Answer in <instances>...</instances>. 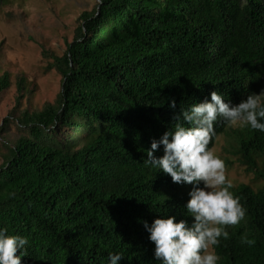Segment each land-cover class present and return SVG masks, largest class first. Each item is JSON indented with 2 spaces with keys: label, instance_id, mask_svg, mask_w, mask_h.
Returning a JSON list of instances; mask_svg holds the SVG:
<instances>
[{
  "label": "trees",
  "instance_id": "trees-1",
  "mask_svg": "<svg viewBox=\"0 0 264 264\" xmlns=\"http://www.w3.org/2000/svg\"><path fill=\"white\" fill-rule=\"evenodd\" d=\"M79 20L53 55L56 99L25 109L24 133L4 142L0 228L28 238L21 264H107L112 252L123 253L119 264H160L143 222L191 224L192 186L145 166V149L174 127L181 105L213 91L238 105L264 90V0H98ZM10 85L0 75V93ZM214 127L209 149L228 129ZM237 143L240 162L264 180V132L240 128ZM230 191L247 214L220 238L218 264H264V184Z\"/></svg>",
  "mask_w": 264,
  "mask_h": 264
},
{
  "label": "clouds",
  "instance_id": "clouds-1",
  "mask_svg": "<svg viewBox=\"0 0 264 264\" xmlns=\"http://www.w3.org/2000/svg\"><path fill=\"white\" fill-rule=\"evenodd\" d=\"M170 107H177L175 99ZM222 120L228 127H250L264 132V90L253 93L238 105L226 103L218 92L211 99L194 103L173 117L174 127L159 140L153 139L146 150L145 166L159 169L171 176L173 183L192 186L190 199L184 205L192 223L175 216H162L144 227L155 244L154 257L160 264H218L220 257L215 247L220 238H230L227 226H236L244 220L247 210L230 189L225 164L208 145L216 135L214 125ZM163 146V156L155 153ZM242 244L253 246L255 240L245 234ZM29 240L19 234L10 235L0 228V264H21ZM20 253L17 255V253ZM123 253L112 252L107 264H119Z\"/></svg>",
  "mask_w": 264,
  "mask_h": 264
},
{
  "label": "rangeland",
  "instance_id": "rangeland-1",
  "mask_svg": "<svg viewBox=\"0 0 264 264\" xmlns=\"http://www.w3.org/2000/svg\"><path fill=\"white\" fill-rule=\"evenodd\" d=\"M97 1H0V75L9 73L11 81L10 87L0 93V164L7 151L4 142L12 145L24 133L17 117L25 109L39 110L56 99L62 75L53 66V55H63L68 42L74 39L80 15L93 10ZM23 84L26 91L21 90ZM239 129L228 127L211 150L223 160L232 187L249 183L258 188L264 180L257 179L240 162Z\"/></svg>",
  "mask_w": 264,
  "mask_h": 264
}]
</instances>
